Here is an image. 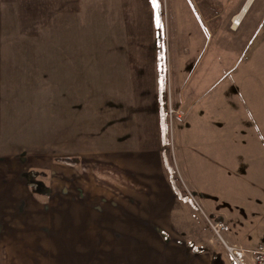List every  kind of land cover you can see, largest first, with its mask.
Segmentation results:
<instances>
[{
	"label": "rangeland",
	"instance_id": "rangeland-1",
	"mask_svg": "<svg viewBox=\"0 0 264 264\" xmlns=\"http://www.w3.org/2000/svg\"><path fill=\"white\" fill-rule=\"evenodd\" d=\"M126 1L131 10L136 0ZM247 1L144 0V31H83L60 47L55 0H0V158L16 155L34 205L1 209L0 264H172L197 248L232 260L229 235L242 247L264 241V0L238 26ZM155 49L170 91L161 143H108L107 118L120 113L117 97L108 110L105 59ZM60 59L81 60L74 168L57 160Z\"/></svg>",
	"mask_w": 264,
	"mask_h": 264
},
{
	"label": "crops",
	"instance_id": "crops-1",
	"mask_svg": "<svg viewBox=\"0 0 264 264\" xmlns=\"http://www.w3.org/2000/svg\"><path fill=\"white\" fill-rule=\"evenodd\" d=\"M137 1L130 10L129 3L127 4V1L125 3V0H55L56 23L54 24L57 26L56 31L63 33L58 35L60 41L58 45L60 47L77 46L79 44V39L77 38L83 31H144L146 3L144 0H139L140 3ZM147 1L149 6L150 2L149 0ZM45 3L48 7L50 0H43L44 5ZM50 6L52 7V4ZM150 11L149 7V13ZM148 20L153 28L149 31L155 30L156 23L153 12L150 13ZM106 45L111 47L120 46L117 44L112 45L111 43ZM157 59V49L153 51L152 57L146 59H105L104 88L105 94L108 96V110L110 112L111 110L114 111L112 101L113 97H117L114 112L119 110L120 113V115L117 113L113 116L109 115L107 118L109 122L108 126H105V136L108 139V143L119 144L122 148H134L136 144H144L146 146V144L161 143L160 96L163 95L166 100L170 91L167 86L168 75L161 76ZM57 70L60 88L62 87L60 89L62 97L60 96L58 99L60 114L57 126V144L65 151L62 157L76 159V156L80 154V134L82 129L81 104L78 94V89H81V60L60 59ZM16 160V155L15 157L10 155L0 158V217L6 215V211H3L2 213L4 214H2L1 209L21 206L25 209V213H29L31 207L33 208L34 206L33 204L31 206L32 199L24 186L25 182L29 183V179H24L23 169L18 166L21 163L19 164ZM77 163L78 159H76V164H63L65 167L74 168ZM60 176H62L60 180H66L65 174ZM78 177L80 178V176ZM152 179L154 181V178ZM73 180H76L73 176L67 179L69 182ZM78 188L80 191L81 186H78ZM70 190L68 188L67 192ZM71 192L65 194L64 198L71 203H69L70 208H78L80 212L82 200L77 195L75 197V194ZM15 197L21 199L19 201L20 205H16L14 202L12 207L10 203L11 201L13 202ZM66 200L65 202L68 203ZM83 205L85 206L86 204L83 203ZM27 208L29 209L27 210ZM13 212L14 209L10 213L12 214ZM98 213L107 215L105 210ZM11 214L8 218L4 217L7 223L11 220ZM78 215L80 217V214ZM73 222V224L79 223L77 215H73ZM229 236L231 245L236 244V241L232 242L234 237L232 235ZM201 249V251L194 250L196 252L194 255L184 249V254H178L172 264H212V262L213 264H233L232 255L231 260L219 252L213 253L212 251L207 255L204 252V248ZM214 254L219 255V263H214ZM235 264L237 263L235 262Z\"/></svg>",
	"mask_w": 264,
	"mask_h": 264
},
{
	"label": "built area",
	"instance_id": "built-area-1",
	"mask_svg": "<svg viewBox=\"0 0 264 264\" xmlns=\"http://www.w3.org/2000/svg\"><path fill=\"white\" fill-rule=\"evenodd\" d=\"M235 24H240V21L237 20ZM214 227L218 233L224 228L221 224H216ZM226 247L237 264H264V241L254 247L228 244H226Z\"/></svg>",
	"mask_w": 264,
	"mask_h": 264
},
{
	"label": "trees",
	"instance_id": "trees-1",
	"mask_svg": "<svg viewBox=\"0 0 264 264\" xmlns=\"http://www.w3.org/2000/svg\"><path fill=\"white\" fill-rule=\"evenodd\" d=\"M58 161L60 162H64V163H69V164H76V159L75 158H71V157H62L59 156L57 158ZM201 248H197L196 251H201ZM213 261L214 263H219L220 262V257L218 254H214L213 256Z\"/></svg>",
	"mask_w": 264,
	"mask_h": 264
},
{
	"label": "bare ground",
	"instance_id": "bare-ground-1",
	"mask_svg": "<svg viewBox=\"0 0 264 264\" xmlns=\"http://www.w3.org/2000/svg\"><path fill=\"white\" fill-rule=\"evenodd\" d=\"M252 2H253V0H248V1L246 2V4L243 6V8L241 9V11L235 16V19L240 21V24H239V25H241V22H242V20H243L245 14H246V12H247V9H248L249 5H250ZM239 25H238V26H239ZM235 28H236V27H235Z\"/></svg>",
	"mask_w": 264,
	"mask_h": 264
}]
</instances>
